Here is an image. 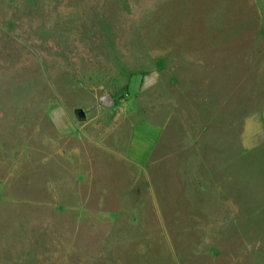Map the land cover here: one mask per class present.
Segmentation results:
<instances>
[{
    "label": "rangeland",
    "instance_id": "1",
    "mask_svg": "<svg viewBox=\"0 0 264 264\" xmlns=\"http://www.w3.org/2000/svg\"><path fill=\"white\" fill-rule=\"evenodd\" d=\"M0 264H264V0H0Z\"/></svg>",
    "mask_w": 264,
    "mask_h": 264
},
{
    "label": "crops",
    "instance_id": "2",
    "mask_svg": "<svg viewBox=\"0 0 264 264\" xmlns=\"http://www.w3.org/2000/svg\"><path fill=\"white\" fill-rule=\"evenodd\" d=\"M162 134V127L149 118L134 122L128 133L122 154L129 162L143 165L148 162Z\"/></svg>",
    "mask_w": 264,
    "mask_h": 264
},
{
    "label": "water",
    "instance_id": "3",
    "mask_svg": "<svg viewBox=\"0 0 264 264\" xmlns=\"http://www.w3.org/2000/svg\"><path fill=\"white\" fill-rule=\"evenodd\" d=\"M102 103L105 105V106H110L114 103L113 99L111 98L110 95H105L103 98H102Z\"/></svg>",
    "mask_w": 264,
    "mask_h": 264
}]
</instances>
